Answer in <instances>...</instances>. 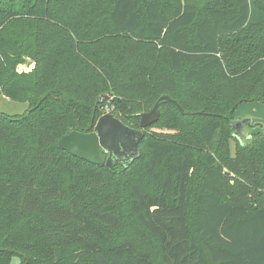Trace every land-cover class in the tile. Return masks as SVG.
Instances as JSON below:
<instances>
[{"label":"trees","instance_id":"obj_1","mask_svg":"<svg viewBox=\"0 0 264 264\" xmlns=\"http://www.w3.org/2000/svg\"><path fill=\"white\" fill-rule=\"evenodd\" d=\"M255 30L263 57L228 73L222 40ZM0 95L29 105L0 114V264H264V132L231 127L264 105V0H0ZM110 97L135 130L159 102L173 134L147 127L126 167L62 151Z\"/></svg>","mask_w":264,"mask_h":264},{"label":"rangeland","instance_id":"obj_2","mask_svg":"<svg viewBox=\"0 0 264 264\" xmlns=\"http://www.w3.org/2000/svg\"><path fill=\"white\" fill-rule=\"evenodd\" d=\"M209 0H198V2L204 4L207 3ZM201 6V5H199ZM202 8V7H201ZM253 39H251V37ZM260 35L257 34V30L255 31H247L241 32L236 37L232 36L229 38H225L222 40L223 45L221 46L222 53L224 54V62L226 63L227 67L226 70L228 73H235L237 71L245 69L247 66L251 65L256 59L263 57L260 53V49L258 50V46L256 45L255 40ZM30 62L27 61L26 64H21L17 67L19 72L21 71H28L32 68V65H29ZM214 89L217 87L218 84V77L214 75ZM257 77H250L247 82L238 83L236 89H245V88H252L253 90L258 88ZM247 88V89H248ZM112 98L106 102V104L100 105L99 111L101 112V116L104 114H110L114 118L120 120L121 115L116 110V106L112 105L110 101ZM152 106L147 108H141V110L146 109V111H150ZM238 111H235V120L243 121L245 119L249 120V124L251 127H248V124L243 125V131L246 132L245 136L249 138L251 133H260L264 132V105L261 103H243L237 107ZM29 110V105L27 103L22 102H12L4 99L2 95H0V114L6 115L9 117H17L27 113ZM245 112L249 114L246 118L245 116L241 115V113ZM147 133L152 134L151 136H170L173 134V131L169 129L167 125L159 124V125H152L149 127ZM246 138H239L240 142H243ZM234 143L230 142V153L233 155L234 153ZM127 217L126 220L123 222V226L121 228V233L128 234V237L134 239V242L137 243L139 248H147L152 252L153 255L156 253L155 246L152 241L146 236V234L140 230L136 225H134ZM11 264H19V259L14 257L11 261Z\"/></svg>","mask_w":264,"mask_h":264},{"label":"water","instance_id":"obj_3","mask_svg":"<svg viewBox=\"0 0 264 264\" xmlns=\"http://www.w3.org/2000/svg\"><path fill=\"white\" fill-rule=\"evenodd\" d=\"M161 100L170 102L179 112L184 113L178 103L169 97L163 96ZM159 106L157 102L149 112L139 115V130L123 125L110 114H104L96 120L92 132L72 131L59 140L58 147L92 165L104 166L106 169L117 165L126 167L139 156L138 145L143 137L142 131L158 121ZM244 124L251 127L247 119L231 122L234 137L239 139L245 136Z\"/></svg>","mask_w":264,"mask_h":264},{"label":"crops","instance_id":"obj_4","mask_svg":"<svg viewBox=\"0 0 264 264\" xmlns=\"http://www.w3.org/2000/svg\"><path fill=\"white\" fill-rule=\"evenodd\" d=\"M4 98V97H3ZM5 99V98H4ZM235 111H238V109H236ZM235 114V112H234ZM241 115L245 116L244 118H246L249 114H246L245 112L241 113ZM233 117L235 118V116L233 115ZM244 132V131H243ZM246 133V132H245Z\"/></svg>","mask_w":264,"mask_h":264}]
</instances>
